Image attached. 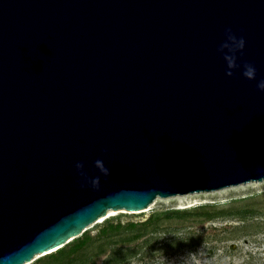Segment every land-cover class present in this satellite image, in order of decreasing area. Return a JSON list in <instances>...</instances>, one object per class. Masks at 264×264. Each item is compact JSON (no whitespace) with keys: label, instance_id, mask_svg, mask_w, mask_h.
I'll use <instances>...</instances> for the list:
<instances>
[{"label":"water","instance_id":"obj_1","mask_svg":"<svg viewBox=\"0 0 264 264\" xmlns=\"http://www.w3.org/2000/svg\"><path fill=\"white\" fill-rule=\"evenodd\" d=\"M226 27L253 81L224 75ZM260 78L264 0H0V264L109 210L261 181ZM98 157L109 175L80 188Z\"/></svg>","mask_w":264,"mask_h":264},{"label":"rangeland","instance_id":"obj_2","mask_svg":"<svg viewBox=\"0 0 264 264\" xmlns=\"http://www.w3.org/2000/svg\"><path fill=\"white\" fill-rule=\"evenodd\" d=\"M146 209L115 211L88 225L78 247L72 239L30 264H65L78 255L77 264H264V178L157 197Z\"/></svg>","mask_w":264,"mask_h":264},{"label":"clouds","instance_id":"obj_3","mask_svg":"<svg viewBox=\"0 0 264 264\" xmlns=\"http://www.w3.org/2000/svg\"><path fill=\"white\" fill-rule=\"evenodd\" d=\"M244 46V37L236 35L231 27H226L220 42L216 46V53L223 61L224 75L226 77H232L236 71H239L243 79L253 81L256 79L257 69L253 63L241 59ZM255 88L258 92H264V78L256 80ZM92 168L96 170L98 175L90 177L84 170L85 164L83 161H77L74 164L80 188L98 189L100 177L109 175V168L100 157L92 161Z\"/></svg>","mask_w":264,"mask_h":264},{"label":"bare ground","instance_id":"obj_4","mask_svg":"<svg viewBox=\"0 0 264 264\" xmlns=\"http://www.w3.org/2000/svg\"><path fill=\"white\" fill-rule=\"evenodd\" d=\"M146 210H148V209H142V210H139V211H131V212H129V211H124V210H119V211H122V212H125V213H131V214H138V213H140V212H144V211H146ZM114 212L115 211H113V210H109V211H107V213H106V215H104V216H102V217H100L97 221H95V223H97V222H100V221H102L104 218H106L107 216H110V214H114ZM94 223V224H95ZM88 227V226H87ZM86 227V228H87ZM85 228V229H86ZM85 229L83 230V231H85ZM82 231V232H83ZM69 241H68V243L71 241V238L70 239H68ZM57 248V247H56ZM59 249V248H58ZM57 249H51L50 251H47V252H44V253H41V254H38V255H36L33 259H32V261H34L36 258H38L39 256H41V255H47V254H50V253H52V252H54V251H56ZM31 261V262H32ZM31 262H29V263H26V264H30Z\"/></svg>","mask_w":264,"mask_h":264},{"label":"trees","instance_id":"obj_5","mask_svg":"<svg viewBox=\"0 0 264 264\" xmlns=\"http://www.w3.org/2000/svg\"><path fill=\"white\" fill-rule=\"evenodd\" d=\"M84 239H85V238H84ZM73 240H77V241H78L77 238H75V239H73ZM78 242H79V243H78ZM78 242H77V244L75 245L76 247H78L79 245H81V244L83 243V240L78 241ZM62 248H63V247L57 249L55 252H59V251H61ZM55 252L50 253V254H47L46 256L52 255V254H54ZM59 253H60V252H59ZM77 260L80 261V256H79V255L76 256V257H74V258H72V259H69V260L67 261V263H65V264H77V263H76ZM78 264H80V263H78Z\"/></svg>","mask_w":264,"mask_h":264}]
</instances>
